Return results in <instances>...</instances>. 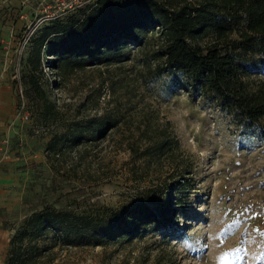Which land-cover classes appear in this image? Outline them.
Wrapping results in <instances>:
<instances>
[{"label": "rangeland", "instance_id": "1", "mask_svg": "<svg viewBox=\"0 0 264 264\" xmlns=\"http://www.w3.org/2000/svg\"><path fill=\"white\" fill-rule=\"evenodd\" d=\"M33 9L34 0H0V174L8 178L0 184V264L14 229L40 206L96 217L145 202L160 214L177 181L185 189L169 227L100 247L44 239L48 249L28 264H264V118L238 125L179 73L160 74L159 42L150 41L112 65L43 68L38 80L58 114L40 123L21 79ZM261 70L251 71L250 88L264 83ZM104 115L118 125L103 139L48 149L64 126ZM163 135L168 154L148 157L144 150Z\"/></svg>", "mask_w": 264, "mask_h": 264}, {"label": "trees", "instance_id": "2", "mask_svg": "<svg viewBox=\"0 0 264 264\" xmlns=\"http://www.w3.org/2000/svg\"><path fill=\"white\" fill-rule=\"evenodd\" d=\"M24 31L28 50L21 79L40 123L53 122L58 114L38 80L43 68L67 73L112 65L130 47L142 49L150 41L159 42L153 56L163 63V68H156L160 74L179 73L191 91L213 99L238 125L253 127L264 118V83L250 88L247 82L251 71L264 69V0H200L198 5L178 0H94ZM208 36L212 41L201 46L199 41ZM117 125L106 115L72 122L52 135L48 149L60 152L96 142ZM168 144L172 143L163 135L144 153L160 158L170 151ZM184 189L179 181L171 184L160 214L145 202L96 217L40 206L14 229L5 264L39 259L48 249L40 245L44 239L53 245L100 247L142 238L151 231L148 227L153 231L169 227Z\"/></svg>", "mask_w": 264, "mask_h": 264}, {"label": "built area", "instance_id": "3", "mask_svg": "<svg viewBox=\"0 0 264 264\" xmlns=\"http://www.w3.org/2000/svg\"><path fill=\"white\" fill-rule=\"evenodd\" d=\"M92 2H94V0H34L33 14L37 21L36 24L38 25L42 21L60 18ZM30 30L31 29H29V31ZM27 37L28 36H25L24 43L27 42Z\"/></svg>", "mask_w": 264, "mask_h": 264}, {"label": "crops", "instance_id": "4", "mask_svg": "<svg viewBox=\"0 0 264 264\" xmlns=\"http://www.w3.org/2000/svg\"><path fill=\"white\" fill-rule=\"evenodd\" d=\"M8 181L6 174H0V184L5 183Z\"/></svg>", "mask_w": 264, "mask_h": 264}]
</instances>
